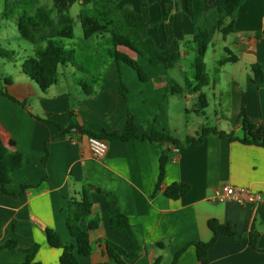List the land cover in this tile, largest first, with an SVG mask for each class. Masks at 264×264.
<instances>
[{
  "label": "crops",
  "instance_id": "obj_1",
  "mask_svg": "<svg viewBox=\"0 0 264 264\" xmlns=\"http://www.w3.org/2000/svg\"><path fill=\"white\" fill-rule=\"evenodd\" d=\"M12 1L17 6L23 1L29 4L21 6L11 18L0 13V40H5L2 34L16 16L24 11L33 13L38 7L51 8L59 0ZM67 1L74 28L75 23L80 24V12L90 4L85 0ZM223 2L191 0V12L187 13L185 0L148 1V34L160 49L179 50L182 59L175 69L165 71L137 58L147 74L146 82H141L127 65L115 62L101 68L102 87L90 97L67 83V74L73 85L83 77L70 65L61 67L60 72L58 69L57 83L46 91H41L21 68L15 79L0 77V89L13 98L0 94V138L10 151L22 155L21 168L11 174L6 189L18 193L23 185H36L20 197L0 194V246L8 240H14L20 250L37 244L33 263L59 264L61 251L47 244L44 229L54 230L62 242H74L67 230L65 208L69 199L80 201L86 194L91 202L90 213L80 225L84 230L92 224L96 227L88 231L91 254L78 256V261L116 264L107 255L106 243L127 252L130 246L110 228L108 212L112 205L96 192L101 189L117 199L141 248L140 255L128 264H152L157 258L160 264H170L180 250L176 264H200L192 244L211 241V220L229 225L236 237L244 239L237 244L226 235L219 236L207 250L208 264H264V148L208 133L201 144L180 149L142 140L107 142L105 156L94 159L87 149L86 134L78 128L61 132V128L79 126L95 133H122L130 115L139 136L156 128L183 142L206 127L239 139L244 136L238 121L243 101L249 122L264 131V85H256L252 72V66L258 65L264 73V0H246L237 11L233 32L213 35L204 56L209 84L202 92L207 107L202 115L194 112L203 120L197 119L188 134L169 123L165 105L169 98L184 95L197 100V93L192 91L194 71L184 64L187 58H194L189 42L202 26L206 11ZM121 7L137 13L139 0H120L117 8ZM221 61L223 64H219ZM166 79L183 88L182 92L166 94ZM120 81L127 90L125 96L119 93ZM10 142L13 147L8 146ZM163 151L167 154L165 173L156 189ZM174 184H185L190 189L172 200L164 192ZM227 185L249 189L259 194L260 200L247 205L217 201L215 192ZM251 232L260 234L258 251L249 246L247 235ZM24 261L22 251H0V264Z\"/></svg>",
  "mask_w": 264,
  "mask_h": 264
},
{
  "label": "trees",
  "instance_id": "obj_2",
  "mask_svg": "<svg viewBox=\"0 0 264 264\" xmlns=\"http://www.w3.org/2000/svg\"><path fill=\"white\" fill-rule=\"evenodd\" d=\"M149 0H139V11L136 13L129 7L117 8L120 0H85V4H90L89 8L83 9L79 14L80 26L82 30V42H87L95 38L93 43L84 44V47L74 43H66L74 39L73 19L69 13L67 0L57 1L53 7H38L33 13L22 12L17 16L16 25L19 36L34 45L33 56L23 59L20 68L21 72L30 80L35 82L41 91L48 90L55 85L58 80V69L60 67L71 66L83 77L76 81L82 94L86 97L93 96L96 89L102 87L103 73L101 68L109 66L110 63H123L133 70L141 82L148 80L147 74L141 63L136 60L141 59L154 68L172 70L175 69L181 59V52L171 51L168 48L160 49L151 36L148 34V3ZM246 0H224L223 3L206 11L204 22L189 42L194 58L191 67L194 71L195 85L192 91L197 93V110L195 113L202 115L207 107V101L202 89L209 84L208 74L204 63V56L213 35L218 32L227 35L233 32L234 21L239 7ZM27 1L21 2V6H27ZM8 0H5V8ZM25 9V8H24ZM187 13L191 12V0H185ZM6 10L3 16L6 17ZM264 35V31L261 33ZM100 39V40H99ZM84 42V43H85ZM123 49V50H121ZM134 54L131 57L126 51ZM13 51H8L0 46V59L12 61L15 58ZM82 59V60H80ZM84 61V62H83ZM223 64V62H219ZM254 81L257 86L264 85V73L258 65L252 66ZM10 81H5L8 84ZM167 93L170 95L180 94L183 90L179 85L170 79H166ZM186 86H190L186 82ZM126 88L120 81L119 93L125 96ZM0 94L13 100L7 93L0 89ZM166 100V95L163 102ZM72 115V114H71ZM238 121L244 131L242 138H235L233 134L217 132L212 128H202L195 137H186L183 142L172 138L169 134L153 128L149 134L139 136L133 117L129 115L126 127L122 133H95L79 126H72L69 129L61 128V132H67L72 128H78L88 137H95L106 142H126L130 140L148 141L156 146L171 145L180 149L188 145H199L208 133L217 134L221 138L238 140L247 145H255L264 148V131L261 126L249 122L245 113L244 101L242 102ZM9 147L14 143L10 142ZM45 159L42 160L44 163ZM167 161L166 152H162L159 159V173L156 189L161 184ZM22 165V155L17 151H10L0 138V194L12 197H20L27 189L35 188L36 185H23L18 193H9L6 186L11 182V174L20 169ZM190 187L185 184H174L169 186L164 195L172 200H178L189 191ZM97 193L103 194L112 208L108 212V223L111 229L119 232L129 243L130 250L127 252L120 246L107 242V255L116 264H128L135 260L141 253L135 236L130 228L127 218L121 213L117 199L110 193L96 189ZM91 202L89 196L84 194L80 201L71 198L68 200L65 211L67 213L66 226L74 242H62L59 235L52 229H44L47 244L61 251L59 264H80L78 256H89L91 246L89 243L88 231L93 230L96 224L88 226L84 230L80 223L87 218L90 213ZM208 227L213 233L211 241L208 243L196 242L192 245L196 250V258L200 264H208L207 250L215 244L216 239L221 235H226L237 244L243 242L244 237H236L229 225H220L215 220L208 223ZM260 234L251 232L247 235L249 246L257 250L256 243ZM158 246H163L161 243ZM39 249L37 244L31 245L25 250H20L14 240H8L0 246L1 250L10 253L22 251L25 254L23 264L33 263V259ZM176 253L170 264H176V259L181 254ZM152 264H160V258Z\"/></svg>",
  "mask_w": 264,
  "mask_h": 264
},
{
  "label": "rangeland",
  "instance_id": "obj_3",
  "mask_svg": "<svg viewBox=\"0 0 264 264\" xmlns=\"http://www.w3.org/2000/svg\"><path fill=\"white\" fill-rule=\"evenodd\" d=\"M4 3L5 0H0V13L4 12L6 10V14L9 18L16 15V12L18 10H21V5H16L15 2L12 0H8V5L4 9ZM19 14V13H17ZM72 17L74 16V11H71ZM17 17V16H16ZM15 23V24H14ZM16 21L13 23H9L7 26L6 32H4L2 35L4 36L5 40H0V46L8 51H13L15 53V58L12 61H7L4 59H0V77L7 79V78H13L15 79L18 76L19 70H20V60H23L27 57L33 56L34 48L35 46L30 44L29 42L23 40L16 29ZM74 39L71 41H65L66 43H74L75 45H79L81 47H84V44L93 43L95 41V38L90 39L87 42H82V30L81 26L78 23H75L74 25ZM1 35V36H2ZM82 60V59H80ZM192 58L189 57L184 62L185 66L187 67V70L193 73L192 70ZM18 61V62H17ZM84 62V61H83ZM211 60L208 61V66L210 69V63ZM62 68L60 67L59 72L62 71ZM67 83L74 88V90H77L80 88L77 86L76 81L73 85L72 77L67 74L65 75ZM1 82V81H0ZM182 85V84H181ZM168 106V114H169V123L171 124V127L174 129L181 130L184 132V134H188L189 129L192 128L198 120H203L201 116H198L195 114V111H192L193 108H196L197 106V100L196 99H189L186 98L184 95L180 96H174V98H169L168 102L165 104ZM198 119V120H197ZM205 124H209L207 121H205ZM185 136V135H183Z\"/></svg>",
  "mask_w": 264,
  "mask_h": 264
},
{
  "label": "built area",
  "instance_id": "obj_4",
  "mask_svg": "<svg viewBox=\"0 0 264 264\" xmlns=\"http://www.w3.org/2000/svg\"><path fill=\"white\" fill-rule=\"evenodd\" d=\"M87 149L92 158L101 159L107 152V142L95 137H88ZM215 196L219 202H232L237 205L257 203L260 200V195L249 189L229 185L223 186L220 191L215 192Z\"/></svg>",
  "mask_w": 264,
  "mask_h": 264
}]
</instances>
